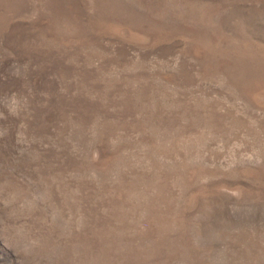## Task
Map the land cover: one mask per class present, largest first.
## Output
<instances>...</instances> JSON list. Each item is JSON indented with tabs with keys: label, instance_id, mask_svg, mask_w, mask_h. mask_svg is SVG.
I'll return each mask as SVG.
<instances>
[{
	"label": "rangeland",
	"instance_id": "rangeland-1",
	"mask_svg": "<svg viewBox=\"0 0 264 264\" xmlns=\"http://www.w3.org/2000/svg\"><path fill=\"white\" fill-rule=\"evenodd\" d=\"M0 264H264V0H0Z\"/></svg>",
	"mask_w": 264,
	"mask_h": 264
}]
</instances>
